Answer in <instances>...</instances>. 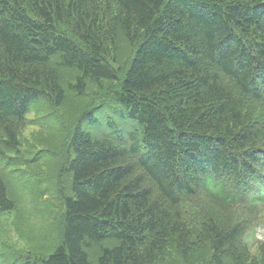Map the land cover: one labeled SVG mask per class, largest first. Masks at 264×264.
Wrapping results in <instances>:
<instances>
[{
    "label": "trees",
    "instance_id": "16d2710c",
    "mask_svg": "<svg viewBox=\"0 0 264 264\" xmlns=\"http://www.w3.org/2000/svg\"><path fill=\"white\" fill-rule=\"evenodd\" d=\"M49 108L70 124L61 188L31 200L59 195L58 225L47 254L12 263L0 236V264L207 249L209 264H264L247 240L264 222V0H0L2 213L22 209L21 135L55 128Z\"/></svg>",
    "mask_w": 264,
    "mask_h": 264
},
{
    "label": "rangeland",
    "instance_id": "374dc122",
    "mask_svg": "<svg viewBox=\"0 0 264 264\" xmlns=\"http://www.w3.org/2000/svg\"><path fill=\"white\" fill-rule=\"evenodd\" d=\"M49 110L50 111L44 110V113L49 114L48 116L50 120L53 121V124L57 129L54 127L51 129V125L46 123L40 124V121L45 122L47 118H44L43 116V119H46L43 121L41 114H39L40 112L34 111L29 115L37 117V122L40 125H28L24 128L21 135V147L19 148V151H21L22 157L26 158L25 161L27 162L24 170H19L15 174L18 177L22 173L20 179H14L20 183V193L22 194L23 199L21 201L23 203L22 209L18 208L13 213L0 212V236L9 239L6 241V244L1 241L2 244L6 245L3 253L4 255L8 253L9 261L11 263V259L17 257L20 253L31 252L34 255L47 254L48 250L46 249L47 246L45 244H49L44 243L42 237H44V234L49 232L52 228L56 230L55 228H57L58 225V214L56 215L53 206L55 205V202H57L59 195L54 194L47 196V198L41 197L36 201L31 200L33 197L37 198L39 194L42 193V188H48L50 190H56V186L59 189L61 188V182L58 178L60 166L62 165L61 162L64 156L63 153H61L60 143L63 140L64 132H66L67 127H70V124L69 122L61 121L63 117L59 111L62 112V110L55 111L51 108H49ZM108 116H111V114L105 111L102 112V114L100 113L99 117L103 121ZM58 128L64 129V131H58ZM41 151H51L52 153L55 151V153L50 155ZM37 153L40 156L35 158ZM29 169L33 172L25 171ZM39 172H44V174ZM28 174L32 177L31 180L26 179ZM39 174L41 179L37 180ZM47 181H50V183H47ZM39 182H41V184ZM11 183L14 186L12 178ZM51 186H53L52 189ZM21 194L18 195L21 196ZM49 197L50 199H48ZM33 208L37 209L38 212L32 214ZM27 215H29V217H27ZM251 232L253 233L248 232L250 234L247 236V240L252 244L253 252L257 251V254L254 256L259 257L260 253L258 247L256 250V243L264 241V222L260 226H256ZM211 254V251L207 249L201 254H190L186 259H182L181 256L172 259L171 257H166V259L159 264H209L212 259Z\"/></svg>",
    "mask_w": 264,
    "mask_h": 264
}]
</instances>
